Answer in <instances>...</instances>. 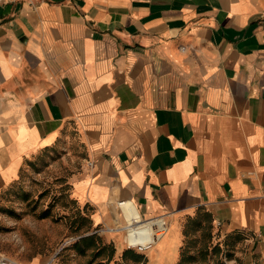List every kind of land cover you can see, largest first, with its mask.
Masks as SVG:
<instances>
[{
  "label": "crops",
  "instance_id": "crops-1",
  "mask_svg": "<svg viewBox=\"0 0 264 264\" xmlns=\"http://www.w3.org/2000/svg\"><path fill=\"white\" fill-rule=\"evenodd\" d=\"M59 149L96 243L60 264L123 256L122 199L169 221L149 264H179L205 212L227 264H264V0H0V210L22 216L12 183Z\"/></svg>",
  "mask_w": 264,
  "mask_h": 264
},
{
  "label": "rangeland",
  "instance_id": "rangeland-1",
  "mask_svg": "<svg viewBox=\"0 0 264 264\" xmlns=\"http://www.w3.org/2000/svg\"><path fill=\"white\" fill-rule=\"evenodd\" d=\"M79 168L81 161L78 160V155H71L66 149L53 152L46 150L39 157L32 156L24 162L23 176L16 179L12 185L33 187V197L30 204L21 212L20 218L19 210L15 207L14 210H0V250L15 256L24 264H42L46 255L53 258L50 264L71 261L75 257L77 251L73 245L89 225V222L86 223L89 217L85 216L79 204L70 196L66 184L70 173ZM8 197L12 201L18 199L17 194L9 196L0 194V198ZM46 209L50 211L53 219L51 224L44 221L42 223L40 220L41 212ZM4 214L10 215V220L4 219ZM79 225H82L81 230L78 228ZM203 225L204 228L195 229L189 220L183 225L184 235L190 228L189 237L185 235L181 248L182 252L184 248L187 250L189 257L185 264H227V255L232 253L230 248L233 247L224 245L220 252L214 251L218 239L214 237V230L206 220ZM123 232V252L131 250L141 253L144 255V264H149L147 251L141 252L130 247L125 241V231ZM207 242L213 244L209 252L203 250L206 249ZM115 261L113 259L111 264ZM119 261L121 264H139L133 258L124 259V253L122 257H117V264ZM87 263L88 260L84 264Z\"/></svg>",
  "mask_w": 264,
  "mask_h": 264
},
{
  "label": "built area",
  "instance_id": "built-area-1",
  "mask_svg": "<svg viewBox=\"0 0 264 264\" xmlns=\"http://www.w3.org/2000/svg\"><path fill=\"white\" fill-rule=\"evenodd\" d=\"M91 165L92 162H89ZM118 206L124 216L125 241L130 247L141 252L151 250L168 232L169 221L166 215L145 217L140 212L137 203L132 199H122ZM147 238V241H142ZM0 264H22L16 258L0 251Z\"/></svg>",
  "mask_w": 264,
  "mask_h": 264
},
{
  "label": "trees",
  "instance_id": "trees-1",
  "mask_svg": "<svg viewBox=\"0 0 264 264\" xmlns=\"http://www.w3.org/2000/svg\"><path fill=\"white\" fill-rule=\"evenodd\" d=\"M44 216H47L46 213H44L43 217ZM203 219H205L208 223H211L213 221L212 215L210 213H208V212H205L204 214L203 213H200L199 216L194 217V218H191L190 219V223H192L191 225H193L195 229L204 228ZM187 234H188V231H187ZM95 245H96V243H95V237H93V235H92V236L82 237L74 245V248H76L78 252L85 253V251L88 248H91V247H93ZM205 247H206V249L208 251L210 249V244L207 242L206 245H205ZM214 249L215 250H218V249L220 250V247L217 246ZM98 253H102V250L98 251ZM113 254H114V250L111 251V258L113 256ZM111 258L109 259V262H110ZM127 258H133L135 260V262H137L139 264H141V263L144 264L145 263L144 255L143 254L136 253V252H133L131 250H127V251L124 252V259H127ZM187 261H189V257L187 256V252L184 250V252L182 254V260L180 261L179 264H185ZM92 263L93 262L91 261L90 264H92Z\"/></svg>",
  "mask_w": 264,
  "mask_h": 264
},
{
  "label": "bare ground",
  "instance_id": "bare-ground-1",
  "mask_svg": "<svg viewBox=\"0 0 264 264\" xmlns=\"http://www.w3.org/2000/svg\"><path fill=\"white\" fill-rule=\"evenodd\" d=\"M142 241H143V242H144V241H147V238L143 239Z\"/></svg>",
  "mask_w": 264,
  "mask_h": 264
}]
</instances>
